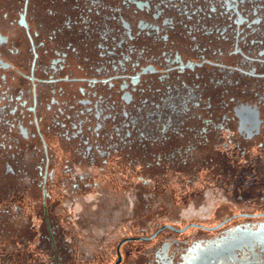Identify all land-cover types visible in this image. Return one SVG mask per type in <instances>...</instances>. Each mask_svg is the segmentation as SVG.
<instances>
[{
    "label": "flooded vegetation",
    "instance_id": "af4514ba",
    "mask_svg": "<svg viewBox=\"0 0 264 264\" xmlns=\"http://www.w3.org/2000/svg\"><path fill=\"white\" fill-rule=\"evenodd\" d=\"M0 264H264V0H0Z\"/></svg>",
    "mask_w": 264,
    "mask_h": 264
},
{
    "label": "rangeland",
    "instance_id": "374dc122",
    "mask_svg": "<svg viewBox=\"0 0 264 264\" xmlns=\"http://www.w3.org/2000/svg\"><path fill=\"white\" fill-rule=\"evenodd\" d=\"M85 262V261H84Z\"/></svg>",
    "mask_w": 264,
    "mask_h": 264
}]
</instances>
